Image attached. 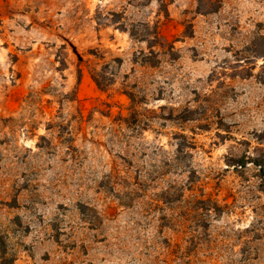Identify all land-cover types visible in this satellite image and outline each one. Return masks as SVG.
Listing matches in <instances>:
<instances>
[{
  "label": "rangeland",
  "instance_id": "1",
  "mask_svg": "<svg viewBox=\"0 0 264 264\" xmlns=\"http://www.w3.org/2000/svg\"><path fill=\"white\" fill-rule=\"evenodd\" d=\"M263 151L264 0H0V264H264Z\"/></svg>",
  "mask_w": 264,
  "mask_h": 264
},
{
  "label": "trees",
  "instance_id": "2",
  "mask_svg": "<svg viewBox=\"0 0 264 264\" xmlns=\"http://www.w3.org/2000/svg\"><path fill=\"white\" fill-rule=\"evenodd\" d=\"M213 3V0H208V4ZM215 10V9H212ZM249 164H253L258 169V176L260 178V188L264 194V151L256 156L242 155L241 157L229 160V166L244 168Z\"/></svg>",
  "mask_w": 264,
  "mask_h": 264
}]
</instances>
